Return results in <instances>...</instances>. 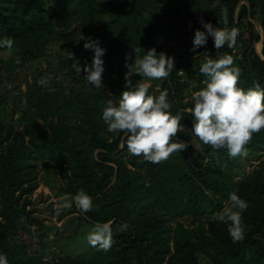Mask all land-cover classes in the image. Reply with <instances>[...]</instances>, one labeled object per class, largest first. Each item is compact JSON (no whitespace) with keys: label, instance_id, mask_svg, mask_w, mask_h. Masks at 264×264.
Listing matches in <instances>:
<instances>
[{"label":"trees","instance_id":"16d2710c","mask_svg":"<svg viewBox=\"0 0 264 264\" xmlns=\"http://www.w3.org/2000/svg\"><path fill=\"white\" fill-rule=\"evenodd\" d=\"M248 3L0 0V40H14L11 50L0 46L10 52L0 57V253L8 264H264V130L254 134L246 156L231 158L182 129L177 139L189 142L187 150L153 164L129 154L125 134L109 132L102 119L107 101L118 103L126 90L125 60L131 53L128 62L134 63L133 48L141 57L152 48L174 57L167 79L148 81L149 94L168 91L170 111L182 115L181 128L192 129L194 117L186 109L209 79L199 71L205 53L231 55L241 69L239 87L264 88V34L254 22L264 33V0ZM201 19L237 29L236 44L217 52L209 36L206 46L192 51L195 31H206ZM82 34L106 49L102 88L70 67L71 52L82 66L92 63L94 51L84 48ZM46 75L53 78L42 87L38 81ZM131 79L135 84L143 77ZM245 161L257 162L250 174L237 176ZM42 182L61 198L83 190L93 202L87 213L75 202L67 209L71 231L55 233L59 250L50 258L38 252L34 239L36 234L43 245L48 236L31 206ZM233 192L248 203L241 242H233L230 222L214 219ZM109 222L111 249L91 246L89 233ZM125 223L127 231H118Z\"/></svg>","mask_w":264,"mask_h":264},{"label":"clouds","instance_id":"9594fccd","mask_svg":"<svg viewBox=\"0 0 264 264\" xmlns=\"http://www.w3.org/2000/svg\"><path fill=\"white\" fill-rule=\"evenodd\" d=\"M201 23L206 31L199 29L195 31L192 51L206 46L209 36L213 38L217 52L226 44L229 48L236 44L237 29L213 27L210 22L203 19ZM80 40L86 41L84 43L86 50L94 51L92 63L82 66L71 52L68 60L74 62L70 67L77 73L85 72L89 84L102 88V74L105 71L102 57L106 49L100 46L98 39L82 34ZM13 43L14 40L10 37L0 40V46L8 50L12 49ZM133 51L136 53L134 63L128 62L132 59L131 53L126 54L125 67L128 68L124 77L126 90L120 95L118 103L107 101L102 110V119L109 132L125 134L129 154L142 156L145 161L153 164H160L174 153L187 150L189 146V142L177 139L182 131V115L180 113L173 115L170 111L172 105L168 101V91H160L158 96L149 94L151 85L148 81L167 79L175 69V60L165 52L157 53L155 48L148 50L143 57L139 55V48H133ZM203 56L204 62L199 71L209 79L204 81V88L193 93V107L186 109L194 117L193 135L214 150L226 149L231 158L246 156V147L254 134L264 130V88L258 83L247 90L239 87L241 69L234 66L231 55H222L218 59L208 53ZM133 74H138L143 79L134 84L131 79ZM52 78L51 75H46L38 83L42 87H49ZM62 199V209L71 208L75 202L84 213L93 210L92 197L83 190L70 198L65 196ZM247 208V201L233 192L230 193L229 201L225 203L223 209L214 215V219L230 222L228 232L233 242H241L245 238L241 214ZM128 227V224H122L118 231H127ZM86 239L93 247L99 246L104 251L110 250L114 243L110 222L95 225ZM0 264H8L3 253H0Z\"/></svg>","mask_w":264,"mask_h":264},{"label":"rangeland","instance_id":"374dc122","mask_svg":"<svg viewBox=\"0 0 264 264\" xmlns=\"http://www.w3.org/2000/svg\"><path fill=\"white\" fill-rule=\"evenodd\" d=\"M106 1V0H104ZM178 46V44H175ZM258 51H260L261 44L259 43L256 47ZM50 52L55 53L57 49L55 47H51L49 49ZM10 52L0 51V57L6 58ZM50 61H53L55 58L54 54H49L47 56ZM32 64L30 63V69L32 68ZM34 65V64H33ZM185 73V72H184ZM186 74V73H185ZM133 77V75H132ZM10 86L11 84L8 83ZM10 104V102L8 103ZM5 116V115H4ZM183 130L189 131L191 134L192 129L187 127H182ZM192 142L198 147V144L195 138L190 135ZM264 157V154L263 156ZM257 161L248 162L245 161V169H241L240 172L237 173V176H243L245 174H250L254 165H256ZM56 187H50L49 185L42 182L33 192V202L31 206L34 208L35 216L41 221L43 229L48 231V236L43 238L44 244H38V238L35 234L34 239L38 245V252L46 256L47 258L52 257L54 254H58L59 250V241L53 240L56 232H61L62 234H67L71 231L72 225L71 220L73 218V214L66 213L67 209H62L61 204L63 202L61 196H58L56 193ZM29 207V206H27ZM219 210L218 212H220ZM37 227H35L36 229ZM32 231L35 230L34 227H31ZM35 233V231H33ZM67 249L71 250L69 246H66Z\"/></svg>","mask_w":264,"mask_h":264},{"label":"water","instance_id":"95a60500","mask_svg":"<svg viewBox=\"0 0 264 264\" xmlns=\"http://www.w3.org/2000/svg\"><path fill=\"white\" fill-rule=\"evenodd\" d=\"M242 1L245 2L247 5H249L248 0H242ZM254 22H255L256 27L260 29L261 37H263L264 33H263L260 23L256 20Z\"/></svg>","mask_w":264,"mask_h":264}]
</instances>
